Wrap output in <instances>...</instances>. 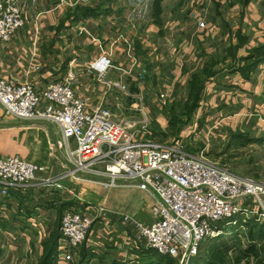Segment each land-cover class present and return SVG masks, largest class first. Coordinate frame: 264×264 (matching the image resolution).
Instances as JSON below:
<instances>
[{
  "label": "crops",
  "instance_id": "obj_1",
  "mask_svg": "<svg viewBox=\"0 0 264 264\" xmlns=\"http://www.w3.org/2000/svg\"><path fill=\"white\" fill-rule=\"evenodd\" d=\"M16 3L22 12V24L9 40H0V76L17 81L26 78L40 88L49 81L64 80L72 73L69 82L88 109L103 105L112 88L96 77L91 61L107 65L105 80H111L110 77L118 80L123 71L136 68L138 73L144 67L153 70L156 78L155 72L167 68L162 61L175 60L177 56L181 61L180 57H184L178 70L184 77L181 84L194 71L204 67L213 70L204 81L205 98L202 93L198 109L204 103L213 106L223 115H234L231 119L235 123L238 114L248 115L251 112L244 110H253L254 117L242 120L251 127L256 124L264 129V0H16ZM81 9L90 11L78 15ZM36 63L39 68L34 70L32 66ZM242 64L243 69L238 67ZM170 68L168 74L172 72ZM133 75L127 73L125 77L129 84H135ZM202 113L204 116L205 112ZM148 114L150 125L156 121L162 128L166 123L160 107ZM41 122L52 123L58 134L56 139L61 137L58 126L48 119L17 118L0 107V155L16 154L40 164L50 162L49 173L61 174L69 167L63 160H49L55 154L49 147L47 128ZM236 128L240 127L229 125L225 130ZM61 168H64L62 172ZM36 186L9 189V196L0 200L5 203L0 220L6 223L4 227L0 224V233L12 236L11 231L24 230L29 236L31 230L24 220L33 214L32 208L41 217V201L28 214L22 203L32 196L29 190ZM79 187L77 195L83 205L90 203L86 206H102L117 215L127 213L148 221L145 207L152 201V194L135 185L103 186L96 182L92 187L96 197L91 202L82 198L85 186ZM72 199L74 203L76 198ZM39 218L40 227L36 228L34 237L42 227ZM92 222L71 260L60 264H75L89 251L92 256L87 264L116 261V264H130L140 249L147 247L123 223L116 220L105 223L99 216ZM42 238L31 242L37 246L34 261L41 252ZM1 250L0 244V254Z\"/></svg>",
  "mask_w": 264,
  "mask_h": 264
},
{
  "label": "built area",
  "instance_id": "obj_2",
  "mask_svg": "<svg viewBox=\"0 0 264 264\" xmlns=\"http://www.w3.org/2000/svg\"><path fill=\"white\" fill-rule=\"evenodd\" d=\"M16 0H0V40L7 41L22 24ZM96 77L107 87L125 91L121 80L104 78L107 65L91 61ZM34 70L39 65L33 64ZM53 80L38 88L28 79L20 81L0 76V107L17 118H42L54 122L60 132L56 146L62 147L71 167L65 175L83 173L103 186L135 185L152 194L145 207L148 221L127 213H111L102 206H82L74 202L62 209L55 263H66L85 239L93 219L105 223L116 220L134 231L147 247L173 257L177 264H189L206 236L220 232L219 221L238 224L253 218L264 221V182L249 175L236 174L225 165L209 159L204 152L184 149L183 138L160 143L149 134L150 115L141 105L140 125L113 119L108 110L85 108L69 79ZM168 87L159 91V102L166 99ZM138 95V94H137ZM131 127V128H129ZM192 133L200 132L197 127ZM209 138L210 131H203ZM72 143V146H71ZM49 166L26 160L16 154L0 155V200L9 189L36 185L66 188L61 175L50 174ZM67 189V188H66ZM72 196V190L67 189ZM5 209L4 201L0 210ZM242 221V222H241ZM22 236L24 230L11 231ZM47 235L44 227L38 236Z\"/></svg>",
  "mask_w": 264,
  "mask_h": 264
},
{
  "label": "rangeland",
  "instance_id": "obj_3",
  "mask_svg": "<svg viewBox=\"0 0 264 264\" xmlns=\"http://www.w3.org/2000/svg\"><path fill=\"white\" fill-rule=\"evenodd\" d=\"M162 46H166V44H162ZM186 57L187 56H185V58ZM177 58L178 56L175 60H166L164 63L161 60L163 66L167 68L171 66L170 71L172 72L168 74L166 72L167 68H164L163 71L155 72L157 74L156 78L152 74L153 70L146 71L145 67L140 69L138 73L135 72L136 68H133L129 71H123L122 75L119 76V80L125 84V91L122 92L121 89L119 90L118 88H115V86L112 87L108 93V96L103 101V105L100 107L108 110L113 119H123L128 121V123L131 124V127L140 125L137 120H139L142 116L141 105L146 111H153V109H158V107H160L166 118V114L164 112L165 108L163 107H166L168 103L173 100H179L181 103V101L186 96V83L181 84V81L184 79V77H182L181 74H178V70L180 69L181 65H183L180 63H183L184 57H180L181 61H179ZM127 73H130L131 75L134 74L133 80L135 81V84H129L128 79L125 78ZM144 73L146 76H143ZM110 78L111 80L116 81L114 79L116 77ZM176 84L180 86L178 87ZM166 86L169 88L167 96L166 99L161 103L158 101L157 95L159 91H162ZM202 93L204 96L205 91H202L201 95ZM174 97H176V99ZM213 102L214 101H212V104ZM206 105L204 103L200 109L197 108L196 111H193L191 118L181 125V128H179L177 131L168 130L166 122L162 126L161 132L158 131L153 134L152 132L150 133L151 125L148 123V129H150L149 134L156 141L164 143L189 133L183 138V147L187 151L196 153L205 146L204 152L209 159L216 161L221 165H225L236 174L249 175L264 182V129L256 124L255 126L251 127L249 124L245 123L244 119L242 120L243 117H254V111L244 110L245 112L251 113L248 115H245L244 113L238 114V122L235 123V121L231 119V116L234 115H223L220 111L214 109L213 106L209 107ZM202 112H205L204 116ZM41 123L47 128L50 141L49 147L51 152L53 151L55 154L54 156L50 155L49 160H63L67 162V167L70 168L71 165L66 160L63 148L56 146L55 142L57 140L56 138L58 134L55 126L50 122ZM229 125L232 128H235L237 125V127L240 128H236V130L240 132L235 133V129L229 131L225 130V127ZM195 127H197V130L200 129V132L192 133L191 130ZM208 130L210 131L209 138L202 134L203 131ZM45 165L50 166L52 164L49 162ZM63 170L64 168H61L60 171L62 172ZM66 171L67 170L61 174L55 175H61V179H59V181L62 182L64 179L65 182H62L63 185L67 189L70 188V190L76 194V196H74L76 198L75 202L80 203L81 201L77 195V191L80 190V185L85 186L84 190L82 191V198L86 202L93 201L96 195L94 192H92V187L94 184H96V180L99 178H91L84 175L83 173L77 172L74 173L73 176L65 175ZM66 188H56L53 185H41L40 187L36 186L29 190V193H32V196L30 195L28 198L29 200L26 199V202L22 204L25 207L29 206L31 208L33 205L41 201L39 204L43 213L39 218V216L37 217L36 210L32 208L33 214H30V218L27 216L28 219L24 220L29 225L27 226L29 230H31L30 233H28L29 236H26L24 240L22 236H11L0 233V244L3 247V251L1 250L2 252L0 254V264H15L17 261L18 264H31V261H34L37 246L33 245L31 242L39 241L41 238L38 236V234L36 235L37 238L34 237L36 228L40 227L38 224V218L42 222L41 226L44 227L46 231L51 226H53L56 214L50 204V201L56 197L62 199L73 198ZM26 189L27 188L23 190ZM36 197H39V199L36 200ZM81 205L85 206L91 204L85 203V205ZM139 218L144 219L142 216H139ZM252 221L256 220L250 218L247 219L246 222L241 221L243 225H241V223L238 224L239 221L235 223L229 222V219L219 221L217 225L220 227V232L216 235L206 236L201 240L203 243H205L203 244L204 250L202 252L201 258L197 259L195 264H209L206 260L214 261L216 264L217 262L215 258L218 256H224L225 258L227 257L234 261V255L238 253L239 248L241 246H245L248 241L253 239L248 235L249 224ZM0 232H2V228H0ZM260 241L264 242V238ZM140 252L142 251H139V255L134 258L135 260L130 264H177L174 258H167L162 255H157L154 258L151 253H149V256H146L145 252H142L143 254ZM254 255L255 254L253 252V254H250L248 257H242L239 261V264L244 263L246 260H254ZM15 258L16 260L13 262V259ZM145 260H148V262L145 263ZM35 262L36 260L34 263Z\"/></svg>",
  "mask_w": 264,
  "mask_h": 264
},
{
  "label": "trees",
  "instance_id": "obj_4",
  "mask_svg": "<svg viewBox=\"0 0 264 264\" xmlns=\"http://www.w3.org/2000/svg\"><path fill=\"white\" fill-rule=\"evenodd\" d=\"M90 11V9H81L78 13V15L86 14ZM77 16V15H76ZM244 64L239 65L241 69H243ZM146 71L147 68H145ZM243 72V70H242ZM146 73V72H145ZM143 74V76L145 75ZM213 73V70H211L210 67H204L200 71H194L191 74V78L188 79L185 85L186 89V96L185 98L179 102V100H173L168 103L166 107H163L164 112L166 114V122H167V129L168 130H178L181 128V125H183L189 118H191L193 111H196L199 104V97L201 95V92L203 90L204 81L210 74ZM146 76V75H145ZM176 99V97H174ZM173 98V99H174ZM179 107V108H178ZM163 112V111H162ZM179 114V117H178ZM183 118V119H182ZM162 128L158 126L156 121L151 122V132L154 134L158 131L161 132ZM150 132V133H151ZM232 132V131H231ZM230 132V133H231ZM239 133L240 131L235 130V133ZM50 201V200H49ZM73 203L72 198L62 199L59 197L51 199L50 204L53 206V209L56 214L55 221L53 223V226L48 230V234L43 237L40 240L41 244V252L36 258V262L33 264H54L55 258H56V242L57 237L59 236V219L62 212V209L69 204ZM20 205V204H19ZM18 205V206H19ZM27 209L26 213H29V210L31 211L29 206L25 207ZM24 208V209H25ZM250 223V222H249ZM0 224L2 227L6 226V223L2 220H0ZM248 235L251 239L248 241V243L245 246H241L238 250V253L234 255V261L230 260V258H225L224 256H218L215 258L216 264H239V261L242 257L249 256L250 254H253L254 252V260L249 261L246 260L242 264H264V242L260 241L264 238V221H252L249 224L248 228ZM238 235V234H236ZM261 243H260V242ZM81 244V243H80ZM203 241L200 242L199 248L197 253L192 256L191 260H189V264H195L197 259L201 258L202 252L204 250ZM140 251L143 253L145 252L146 256H149V253L155 258L157 255H162L167 258H173L165 253H159L153 248L145 247L141 248ZM140 252V253H142ZM142 253V254H143ZM92 256L91 251L87 253H83L80 258L76 261L75 264H87L88 260H90ZM209 264H215L214 261L206 260ZM117 262V261H116ZM116 262H113L112 264H116ZM148 262V260H145V263Z\"/></svg>",
  "mask_w": 264,
  "mask_h": 264
}]
</instances>
